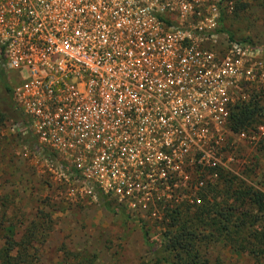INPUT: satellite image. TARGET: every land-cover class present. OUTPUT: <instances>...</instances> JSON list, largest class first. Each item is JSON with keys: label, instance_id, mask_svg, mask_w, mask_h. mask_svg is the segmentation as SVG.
Instances as JSON below:
<instances>
[{"label": "built area", "instance_id": "built-area-1", "mask_svg": "<svg viewBox=\"0 0 264 264\" xmlns=\"http://www.w3.org/2000/svg\"><path fill=\"white\" fill-rule=\"evenodd\" d=\"M218 28L208 0H0L19 134L139 215L200 204L204 176L231 159L225 138L255 139L221 135L260 62Z\"/></svg>", "mask_w": 264, "mask_h": 264}, {"label": "rangeland", "instance_id": "rangeland-1", "mask_svg": "<svg viewBox=\"0 0 264 264\" xmlns=\"http://www.w3.org/2000/svg\"><path fill=\"white\" fill-rule=\"evenodd\" d=\"M208 2L217 7L219 21L221 19L222 26L235 40L257 50L253 51L252 60L260 62L259 76L254 83L244 82L241 89L233 90V100L237 101L239 94L246 100L252 92L264 93V22L261 18L264 0ZM223 45L221 37L220 42L211 46L220 52ZM5 78L12 88L16 77L6 71ZM0 112L5 114L0 122V201L9 206L7 214L14 224L16 241L37 214H48L50 230L44 240L33 244L41 264H76L78 260L82 264H173L172 255L163 251L161 233L165 229L167 212L177 204H150L148 210H155V216L149 212L137 214L136 210L120 205L98 189L88 187L65 168L60 169V163L48 149L35 153V140L19 134V111L1 89ZM220 130L221 135H238L226 125ZM244 133L254 135L255 139L225 138V149L231 159L221 156L227 168H219L239 175L264 193V149H261L264 147V121ZM212 172L213 175L204 176L207 187L216 182L217 173ZM104 200L109 201V209L105 208ZM183 204L181 206L186 204L194 209L190 200ZM1 213L0 206V216ZM144 230L149 244L144 241ZM66 251L78 254V260L66 256ZM206 253L215 264H264L249 247L236 250L222 236L207 240Z\"/></svg>", "mask_w": 264, "mask_h": 264}, {"label": "trees", "instance_id": "trees-1", "mask_svg": "<svg viewBox=\"0 0 264 264\" xmlns=\"http://www.w3.org/2000/svg\"><path fill=\"white\" fill-rule=\"evenodd\" d=\"M261 18L264 22V2L261 3ZM218 32H224L229 40H235L228 29L222 26L221 19ZM5 72L0 57V89L12 101L15 110L19 111L13 101ZM19 116L21 121L23 116L20 111ZM4 118L5 114L0 112V122ZM263 121L264 93L252 92L248 99L234 102L230 106L227 127L232 133H240L254 129L256 124ZM65 169L74 178H80L77 171ZM216 173V182L204 188L200 194L202 202L194 204V209L186 204L181 206L184 204L180 203L171 212H167L165 229L161 233L163 251L172 255L173 264H215L207 256L206 242L208 239L213 240L214 236H222L232 248L242 251L249 247L250 252L264 262V193L230 171L217 168ZM0 206V264H41L33 244L46 238L50 230L48 214H37L24 227L22 237L16 241L14 224L7 214L9 206L4 201H0ZM104 206L109 209V201L104 200ZM142 232L144 241L149 244L146 231ZM150 248L154 250L152 244ZM66 256H74L78 260L79 255L66 251ZM80 262L78 260L76 264Z\"/></svg>", "mask_w": 264, "mask_h": 264}]
</instances>
